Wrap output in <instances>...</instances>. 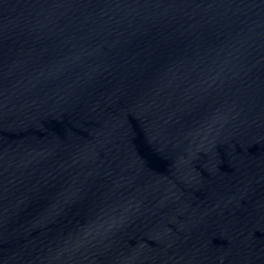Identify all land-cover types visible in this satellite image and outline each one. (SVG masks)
Listing matches in <instances>:
<instances>
[{
  "label": "water",
  "instance_id": "obj_1",
  "mask_svg": "<svg viewBox=\"0 0 264 264\" xmlns=\"http://www.w3.org/2000/svg\"><path fill=\"white\" fill-rule=\"evenodd\" d=\"M0 264H264V0H0Z\"/></svg>",
  "mask_w": 264,
  "mask_h": 264
}]
</instances>
